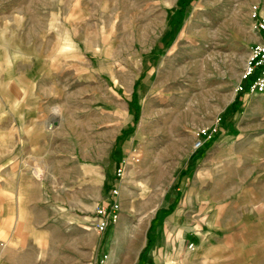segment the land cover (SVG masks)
Wrapping results in <instances>:
<instances>
[{"label": "rangeland", "instance_id": "1", "mask_svg": "<svg viewBox=\"0 0 264 264\" xmlns=\"http://www.w3.org/2000/svg\"><path fill=\"white\" fill-rule=\"evenodd\" d=\"M254 5L264 12V0H0V192H26L17 237L51 242L43 264L58 252L181 264L198 172L211 188L235 169L229 143L264 138V92L235 91L264 36ZM112 183L119 219L99 233Z\"/></svg>", "mask_w": 264, "mask_h": 264}, {"label": "crops", "instance_id": "2", "mask_svg": "<svg viewBox=\"0 0 264 264\" xmlns=\"http://www.w3.org/2000/svg\"><path fill=\"white\" fill-rule=\"evenodd\" d=\"M227 147L228 162L235 169L227 171L228 178L218 182L213 179L211 188L205 175L201 177L198 172L197 183L202 181L203 186L197 192V209L192 217L185 208L180 210L184 215L181 230L194 235L189 241L194 243L193 248L184 238L176 247L181 264H264V138L229 143ZM13 180L22 182V178ZM25 193L7 189L0 192V199L5 201L4 208H0V264L45 263L47 252L43 256V251L50 247L49 240L29 237V230L25 239L17 237V208L24 212L29 209L28 200L22 203ZM56 243L59 248L60 241ZM51 262L60 264L59 252Z\"/></svg>", "mask_w": 264, "mask_h": 264}, {"label": "built area", "instance_id": "3", "mask_svg": "<svg viewBox=\"0 0 264 264\" xmlns=\"http://www.w3.org/2000/svg\"><path fill=\"white\" fill-rule=\"evenodd\" d=\"M252 17L254 18L253 28L258 32H264V17L261 15L257 5L253 7ZM244 90L250 94L264 92V36L251 47L242 81L235 89L236 92ZM215 131H217V128L199 129L194 147L196 149L203 148L206 141L213 137ZM117 175L120 178L123 177V167L118 169ZM120 206L118 185L117 183H112L106 200L98 204L94 210V214L91 217V226L99 233L106 232L109 226L119 219ZM193 246V243L190 244V248H193ZM108 260L109 255L104 253L100 257L99 264H108Z\"/></svg>", "mask_w": 264, "mask_h": 264}]
</instances>
